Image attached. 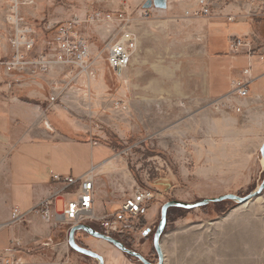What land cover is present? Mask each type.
I'll use <instances>...</instances> for the list:
<instances>
[{
    "label": "rangeland",
    "instance_id": "1",
    "mask_svg": "<svg viewBox=\"0 0 264 264\" xmlns=\"http://www.w3.org/2000/svg\"><path fill=\"white\" fill-rule=\"evenodd\" d=\"M145 1L20 0L22 23L35 39L32 54L49 51V22L84 19L95 12L129 13L138 46L119 76L107 62V45L115 40L116 28L88 22L80 28L90 46L86 72L69 73L62 67L6 72L0 64V123H22L13 119L14 111L27 106L51 134L57 131L109 148L113 167L97 168L95 186L109 194L112 206H103L90 225L106 231L99 218L116 212L137 188L151 191L153 197L134 227L109 235L157 263L153 234L165 202L193 203L227 193L246 196L264 178L255 137L228 122L234 111L207 94L216 28L223 30L218 42L223 47L228 30L241 33L230 38L232 54L243 48L264 55V0H167L166 9L151 8L142 19ZM203 6L207 15L187 14ZM10 13V1L0 0V63L12 55L16 26ZM236 39L245 46L231 47ZM257 63L259 57L253 56L252 69ZM238 206L224 200L194 209L171 207L161 236L163 264H264V190ZM144 227L152 229L146 238L141 236ZM80 238L81 246L99 254H120L103 240L85 234ZM68 254L73 264H97L71 249ZM121 254L122 264H143Z\"/></svg>",
    "mask_w": 264,
    "mask_h": 264
},
{
    "label": "crops",
    "instance_id": "2",
    "mask_svg": "<svg viewBox=\"0 0 264 264\" xmlns=\"http://www.w3.org/2000/svg\"><path fill=\"white\" fill-rule=\"evenodd\" d=\"M221 34L223 36V30L216 28L217 41L210 48L214 54L210 62L207 94L213 98L226 95L232 82L244 79L243 71L250 68V94L246 98L235 99L241 111L229 114L228 122L240 125L243 133L254 136L260 152L264 142V55L249 53L243 48L232 54L230 38L241 33L237 29L228 30L225 33L227 45L224 47L218 43ZM253 56L259 57L254 69L251 64ZM239 64L241 67H238ZM14 113L15 122L20 120L22 123H0V223L9 219L13 207L28 210L55 191L59 184L52 181V174L78 177L93 167L101 166L104 169L105 163L111 158L110 149L102 144L57 131L53 135L41 128L40 122L32 118L33 112L27 106L16 107ZM106 150L110 153H105ZM95 189L94 213L102 215L103 206H112L111 198L106 191L96 186ZM64 199V196H60L56 201L58 210L62 209ZM238 205L240 208L242 204ZM67 229L63 225H50L35 216L27 223L0 231V252L14 258L21 257L22 264H73V256L68 254L71 248L67 243L70 227ZM84 234L87 235L83 231L75 233L78 244H81L80 237ZM15 241L19 245H15ZM47 252L54 257L50 255L48 258L44 255ZM101 255L104 264H122L119 257L121 251L120 254L110 252L109 255Z\"/></svg>",
    "mask_w": 264,
    "mask_h": 264
},
{
    "label": "built area",
    "instance_id": "3",
    "mask_svg": "<svg viewBox=\"0 0 264 264\" xmlns=\"http://www.w3.org/2000/svg\"><path fill=\"white\" fill-rule=\"evenodd\" d=\"M11 4V13L9 17L15 24L16 33L10 40L12 55L0 64L6 72H24V71H49L54 67L67 68L69 73L73 70L86 72L90 67V46L87 38L81 32L84 23L98 22L108 27H115L117 36L114 41L107 45V62L110 68L119 76L128 67L134 51L138 46V37L131 28L133 19L129 13H100L95 12L84 19L72 17L65 21L49 22L45 28L46 32L52 33V40L47 46L49 51L40 54H32L35 39L29 27L22 23L19 15L20 0H9ZM150 9H141L140 17L142 19L149 16ZM209 9L203 6L188 15H207ZM245 46L240 39H236L231 47L238 49ZM245 78L232 82L230 91L218 98L217 105L225 107L234 112H240L241 107L235 103L237 98H246L250 94V84L252 77L250 68L243 71ZM101 167V166H99ZM98 167H93L85 174L72 177L52 174V181L59 184V187L40 200L33 208L22 210L19 207H13L10 217L6 222L0 223V231L6 227L17 226L27 223L31 218L37 216L44 222L53 225H67L69 227L77 224H90L97 220L94 213L95 197V176ZM60 196L65 199L62 203V209L58 210L56 201ZM152 192L137 188L129 199L125 200L121 207L110 215H104L101 218V224L106 228L103 233L109 235L110 232L117 231L124 233L135 225L136 220L143 217L146 204L152 199ZM152 229L144 227L141 229V236L146 238L150 236ZM15 245L19 242L15 241ZM22 258H14L0 252V264H22Z\"/></svg>",
    "mask_w": 264,
    "mask_h": 264
},
{
    "label": "water",
    "instance_id": "4",
    "mask_svg": "<svg viewBox=\"0 0 264 264\" xmlns=\"http://www.w3.org/2000/svg\"><path fill=\"white\" fill-rule=\"evenodd\" d=\"M142 8L143 9H151V8L166 9L167 8V0H146L143 3ZM260 154H261V157L264 161V142L262 143V145L260 147ZM263 190H264V178H263L262 182L260 183V185L254 191H252L251 193H249L246 196H238V195L233 194V193H227V194H223V195H220L217 197L204 198L202 200H199V201L193 202V203L183 202L180 200H169V201L165 202L161 206L160 220H159L158 226H157V228L153 234V247H154V250L158 256V262L157 263L149 262L140 253L127 248L124 245V243L121 242L119 239H117L113 236H110V235H106L103 232L96 230L90 224H77V225L71 226L69 229V233H68L67 243H68L69 247L72 250H74L75 252L97 260L98 264H104V258L101 254H99L98 252H95V251H93L87 247L81 246L77 243L76 238H75V233L77 231H83L87 235L92 236L93 238L103 240L107 243L112 244L115 248H117L121 252L138 259L143 264H163L164 254H163V251L161 248V236L163 234V231H164L166 223H167L168 210L171 207H180V208H184V209H194V208L206 206L207 204L212 203V202L215 203V202H221L224 200H232V201H236L238 204H243V203H247L250 200H252L253 198L261 195Z\"/></svg>",
    "mask_w": 264,
    "mask_h": 264
},
{
    "label": "bare ground",
    "instance_id": "5",
    "mask_svg": "<svg viewBox=\"0 0 264 264\" xmlns=\"http://www.w3.org/2000/svg\"><path fill=\"white\" fill-rule=\"evenodd\" d=\"M106 168H110V167H113V162L111 160H108L106 163H105V166ZM259 198V197H258ZM257 200V199H256ZM259 200V199H258ZM245 204V203H243Z\"/></svg>",
    "mask_w": 264,
    "mask_h": 264
},
{
    "label": "trees",
    "instance_id": "6",
    "mask_svg": "<svg viewBox=\"0 0 264 264\" xmlns=\"http://www.w3.org/2000/svg\"><path fill=\"white\" fill-rule=\"evenodd\" d=\"M142 218V217H141ZM142 222L144 223V218L142 219ZM142 223V224H143ZM96 229V228H95ZM96 230H98V229H96ZM99 231V230H98ZM121 242H123L124 243V245L127 247V245H126V243L124 242V241H122V240H120ZM80 245V244H79ZM128 248V247H127Z\"/></svg>",
    "mask_w": 264,
    "mask_h": 264
}]
</instances>
